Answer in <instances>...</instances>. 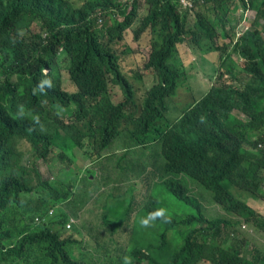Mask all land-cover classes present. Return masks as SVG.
Returning <instances> with one entry per match:
<instances>
[{
	"label": "trees",
	"instance_id": "16d2710c",
	"mask_svg": "<svg viewBox=\"0 0 264 264\" xmlns=\"http://www.w3.org/2000/svg\"><path fill=\"white\" fill-rule=\"evenodd\" d=\"M189 1L209 14L226 13L234 3ZM246 1L263 25L234 46L245 60L244 84L212 87L194 108L181 96L191 111L179 121L165 103L183 72L176 44L188 34L217 51L216 25L198 22L186 32L188 12L178 10L179 0H145L148 12L134 38L148 30L150 52L132 75L134 91L113 45L138 0H82L79 6L0 0V264H78L71 263L70 246L80 242L65 226L68 213L83 209L95 214L99 228L116 223L126 230L129 223L124 264H264V246L248 249L232 228L239 217L264 235L263 212L244 200L264 201V147H257L264 145V0ZM123 10L128 14L117 21ZM62 72L73 91L63 87ZM75 150L91 166L66 171ZM40 160H49L45 178ZM139 183L153 192L136 207L132 193ZM160 189L181 204L179 213L157 199ZM56 206L57 218L36 223ZM161 208L168 214L150 217ZM141 218L160 222L142 226Z\"/></svg>",
	"mask_w": 264,
	"mask_h": 264
},
{
	"label": "rangeland",
	"instance_id": "374dc122",
	"mask_svg": "<svg viewBox=\"0 0 264 264\" xmlns=\"http://www.w3.org/2000/svg\"><path fill=\"white\" fill-rule=\"evenodd\" d=\"M70 2L74 3L76 6H79L82 3V0H69ZM117 2H128L130 0H116ZM145 0H138V10L134 14L133 20L130 22L129 26L125 28L123 32V38L120 42H116L113 45L114 51L116 55L119 58V64L121 68V72L127 76L129 81L134 85V91L135 88L137 90V87L135 84V80L132 78V75L135 76L137 69L139 65L143 64L147 61L148 53L150 52V46H149V39L150 34L149 31H145L143 33L142 30L139 31L138 34H142L141 37L135 39L134 32L138 27H141V22L143 18L146 17L148 12V5L144 3ZM180 5L183 9H187L190 13L189 16V22L192 23L194 20V13L198 11L196 8L191 9L190 8V2L187 0H179ZM234 3H239V0H233ZM129 3V2H128ZM128 14L127 11L123 10V14L116 13L115 19L117 21H123L125 16ZM240 11L238 10L235 14L232 15V20L237 21L240 16ZM103 23H106L107 25L111 24V21L103 17ZM96 28L99 29L100 25L96 22ZM32 29L35 32L39 31L38 26L33 25ZM178 53L180 55V58L184 63L191 65L190 70L191 71H200V72H207L208 74L211 73L209 67L201 68V65L198 61V56H194L190 49L187 47L186 44H180L177 45ZM195 58V62H191V59ZM238 65H242V60H237ZM150 71V72H149ZM149 73H153L151 70H149ZM62 79L64 80L63 87L69 91H73V85L70 83L68 79V75L65 72H62ZM182 85L179 86V88L183 90H190L193 95H197L199 91H206L208 89V84H202L201 82L192 84L193 82L191 80H188L186 83H184L183 79L181 80ZM111 86V85H110ZM110 88V87H109ZM110 99L111 101H116L118 97V93H116V86H113V91L109 89ZM142 94H140L139 91H137L135 97L138 99L142 98ZM123 100V97H121ZM137 100V99H136ZM139 101V100H137ZM50 160V159H49ZM48 160V161H49ZM39 162L38 168L41 173V175L45 178L48 173V165L47 162ZM85 166H91L90 161L88 158L82 154H77V150L74 151V159L72 162L68 164V167L66 171H74L78 172L85 168ZM201 192L207 193L210 198L211 195L209 192H207L202 187H197ZM151 189H146V187L139 183L135 187L132 197H133V205L139 206L143 205L146 201L148 196L152 195ZM199 191L192 188V193L196 194ZM207 194H204V200H201L203 204H205V200H210ZM157 199L159 201H162L165 203L171 214L179 213L181 210V204L170 194H167L163 189H160L156 195ZM82 198V197H81ZM96 198V194H95ZM256 199V198H255ZM212 200V198H211ZM246 201V204L251 208L255 209L256 203L255 200L251 198H244ZM101 201L97 200L95 209L98 211L100 210ZM72 210V209H71ZM54 214V212H53ZM264 215V213H263ZM53 216V215H52ZM134 214L131 216L130 224L133 222ZM235 216H232L231 219H234ZM44 219V218H42ZM74 221L71 227L68 229L65 226L66 229V235H71L70 237L80 242V245H74L72 247V253L73 255L78 259H84L86 261H89L91 264H113L112 262L109 263L107 259H104L102 257H97V253L103 252L104 248H106L110 252L111 257L120 256L121 249H123L127 244V238H128V230H129V223L125 224L124 228L126 230L120 229L116 223H110L108 225H102V227H98V220L95 217V214L93 212L87 211L84 209V211L80 214L78 218L71 217L69 219L70 221ZM67 223V224H68ZM244 226V227H243ZM235 230L238 234L244 237V239L247 241L248 249L255 248H263L264 246V235L261 233L252 230L249 226H247L244 223H240ZM98 233L101 235L99 236ZM208 264V263H205Z\"/></svg>",
	"mask_w": 264,
	"mask_h": 264
},
{
	"label": "clouds",
	"instance_id": "9594fccd",
	"mask_svg": "<svg viewBox=\"0 0 264 264\" xmlns=\"http://www.w3.org/2000/svg\"><path fill=\"white\" fill-rule=\"evenodd\" d=\"M189 1V0H187ZM190 2V8L195 9L196 6H192L191 1ZM245 5H242L239 3H233L229 6L228 11L223 14H209L206 12H203V10H198L194 13V20L192 23L189 22V16L190 13L187 9H183L181 5L179 4L178 9L180 12L187 11L185 18V30L186 32H189L190 30L194 29V26L197 25L198 22H201L205 25L206 28H212V24L216 25L215 27V33L216 37L213 39V47L218 48L217 51H207L206 49V42L205 39H200L198 41H194L191 37V35L184 36V41L182 43L176 44V50L178 53L177 45L180 44H186L187 47L190 49L191 53L194 56H198V61L201 65V68L209 67L211 73L208 74L207 72H200V71H191V63H184L182 62L180 55L178 53L179 59L183 66V72L179 79L177 80L176 88L174 90V93L167 97L165 99L166 103V110L168 113H170L171 109L174 108L176 111L172 113V116L176 118L177 120H181L185 113H188L191 111V108L188 105H184L181 102H179V98L183 95L189 96L192 99L193 102V108L197 106L200 101L209 93L212 87L215 86H231L233 88H239L242 84L245 82V75L243 74V67L245 64V60L240 57L238 58V54L234 52V46L238 42V40L246 33L250 32L251 30H256L260 28L261 25H263L262 21H260L254 12V10L247 4V1L244 0ZM240 11V16L237 21L232 20V15L235 14L237 11ZM212 23V24H211ZM195 58L191 59V62H195ZM237 60H242V65H238ZM234 69L233 74H230V70ZM153 75V73H152ZM153 79L156 83H158V78L156 77V74H154ZM183 79L184 83H186L188 80H191L194 84L201 82L202 84H208V89L206 91H199L197 95H193L190 90H183L179 88L180 85H182L181 80ZM241 81V82H240ZM134 86V85H133ZM234 114V111L232 112ZM253 141L256 140V137H253ZM259 149L263 148V144H258L257 146ZM47 161V160H46ZM46 161H38L37 167L39 162H46ZM257 203L264 206L263 200H257ZM160 211H157L153 214H150V217H163L168 212L161 208ZM84 211L78 210L68 213V219L71 217L78 218L80 214ZM54 212V214H53ZM53 215V216H52ZM59 212L56 207L49 208L46 213L41 216L44 219L37 218L36 223H40L45 221L48 217H58ZM141 224L142 226H149V221L153 224H158L160 221L155 219H143L141 218ZM238 223L233 224L234 234L238 237L239 242L248 248L247 241L244 239L243 236L237 233L235 228L240 225V223H244L247 226H249L252 230H255L258 232L257 228L252 226L251 224H247L244 222L243 219L237 218ZM69 222V220H68ZM74 221H70L66 225L67 228H70ZM244 227V226H243ZM99 236H101L98 233ZM76 244V245H80ZM74 245L70 246V255H71V263L76 262L78 264H91L89 261H86L84 259H78L76 258L72 253V247ZM129 248V245L126 244V246L121 249L120 256L111 257L110 252L104 248L103 252L97 253V257H102L104 259H107L109 263L113 264H124L126 261H130V256L127 254V250ZM251 249H254L251 248ZM23 264V263H22ZM24 264H34L31 262H27ZM60 264V263H59Z\"/></svg>",
	"mask_w": 264,
	"mask_h": 264
},
{
	"label": "crops",
	"instance_id": "0c3cea01",
	"mask_svg": "<svg viewBox=\"0 0 264 264\" xmlns=\"http://www.w3.org/2000/svg\"><path fill=\"white\" fill-rule=\"evenodd\" d=\"M175 111H176V109L172 108L171 111H170V113H168V114L170 116H172V113H174ZM255 209L258 210V211H260V212H263L264 213V206L261 205V204H259V203L255 206Z\"/></svg>",
	"mask_w": 264,
	"mask_h": 264
}]
</instances>
